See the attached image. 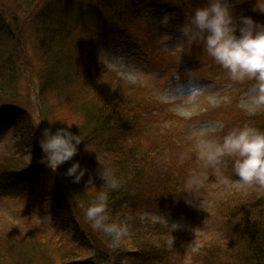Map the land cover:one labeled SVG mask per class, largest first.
Here are the masks:
<instances>
[{
	"label": "rangeland",
	"instance_id": "obj_1",
	"mask_svg": "<svg viewBox=\"0 0 264 264\" xmlns=\"http://www.w3.org/2000/svg\"><path fill=\"white\" fill-rule=\"evenodd\" d=\"M151 1L155 3L153 7L132 5L121 10L128 17L129 25H122L115 32H107L104 46L101 47L100 62L104 69L115 75L118 79L115 82L122 88L150 100V109L145 114L139 113V123L132 127L136 140L149 146L155 135L159 143L164 141L167 144L165 154L174 161L178 159L181 167L187 169L182 171L187 175V182L199 181L195 194L191 193L193 190L186 191L170 209L147 213L144 217L151 223L160 224L165 230L164 233H157L153 240L171 254L170 264H201L198 261L199 250L208 242L206 239L216 236L209 235L206 222L216 219L217 204L224 197L230 200L238 193H264V186L242 182L235 173L232 157L225 156L217 164L208 165L199 141L204 139L211 143H222L225 135L236 127L234 115L237 112L240 116L248 117V113L264 112V106H257L253 102L256 94L253 83H249V80L234 81L202 45L184 41L181 27L191 11L202 6L206 0H195V3L192 0H179L167 4L166 0ZM30 2L0 0V17L7 26V34L0 31V106L9 107L12 104L32 118L42 139L43 130L49 128L48 120L55 129L67 126L72 129L83 123L82 116L74 110L75 102L69 98L70 90L65 84L67 72L73 79L71 66L66 70L63 67L71 60L67 55L77 50L87 31L86 27L66 30L60 22L65 20L62 16L57 18L54 15L49 22L44 19V15L51 12L47 7L63 2L68 4V0H38L33 5ZM230 2L234 4L235 15L239 17L250 16L256 0ZM156 4L160 6L156 7ZM165 16L166 22H162ZM254 20L264 22V13ZM44 22L55 31L51 44L59 57L54 64L61 66L58 78L51 75L52 70L48 67L47 39L40 28ZM93 27L92 24L89 33L91 30L96 36L98 28ZM16 41L20 43L18 55ZM61 56L68 60L64 61ZM14 60L17 61V69H10ZM7 69V73L13 76L10 85L1 75V71L5 75ZM41 82L44 102L40 103L37 95L38 83ZM12 96L15 100L9 99ZM44 103L48 112L46 115ZM118 126L113 124L107 136L113 135L112 131L116 130L121 133ZM143 128L154 135L151 138L143 137ZM85 132L79 136L83 143L87 141L86 148L83 146L70 166L79 161L85 167L89 156L95 153V132ZM167 135L170 138H164ZM123 138L122 134L119 139ZM21 143L22 137H13L7 126L0 131V171L2 167H7V157L20 163L35 164L33 168L37 169L36 172H21L13 177L9 173H0V229L9 225L20 226L23 232L17 238L4 236L0 240V264H26L29 261L35 264H62L64 257L72 255L76 264H90L87 262L89 260L91 264H96L94 261L97 257L103 259L97 264H109L105 259L108 255L106 249L93 238L95 233L85 226V204L69 196L76 225L65 226V221L59 222L62 215L52 216L51 211H63L60 207L63 198L57 190L54 175L57 179L61 176L64 184L68 183L61 165L56 171L51 170L43 162L41 148L39 152L25 149V146H20ZM85 168L89 172L78 183L82 198L83 194L95 193L102 184L97 172L91 167ZM89 173L95 178L94 184L86 183ZM26 219L28 221L25 223ZM29 220L36 225L33 231L28 228L31 227ZM2 252L8 256L4 257Z\"/></svg>",
	"mask_w": 264,
	"mask_h": 264
},
{
	"label": "trees",
	"instance_id": "obj_2",
	"mask_svg": "<svg viewBox=\"0 0 264 264\" xmlns=\"http://www.w3.org/2000/svg\"><path fill=\"white\" fill-rule=\"evenodd\" d=\"M37 1L31 0L30 3L33 5ZM174 1L180 2L179 0H166L165 3ZM192 2L195 3V0ZM57 5L46 8L51 11L48 15H44L45 18L43 17L46 22L51 21L54 15L57 18L62 16L65 20H59L66 30L74 27H86L87 31H85L87 35L78 43L77 50L70 56L67 55L68 59L71 58L70 61L61 56L64 61L68 60L63 68L66 70L68 66H71L70 73L73 76L72 79L67 72L69 83L68 80H65V84L70 90L69 98L75 102L74 110L83 119L81 125H76L70 130L77 135L82 134L85 130L95 132V153L89 156L85 167H91L95 172L102 165L109 167L121 179V184L117 189H109L103 186L102 180V184L98 190H95V193L83 194L82 198L78 183H73V178L65 175L73 158L80 153L83 146H86L87 141L85 143L81 141L76 155L61 165L71 194L64 188L60 178L57 179L55 175L53 177L57 184V190L61 192L60 195L63 198V201H60V207L63 211L61 213L51 211L52 216L62 215L59 222L65 221V226L77 224L72 217L74 210L70 206L69 196L72 195L76 202L86 205L85 226L95 233L96 236L94 235L93 238L106 249L108 255L105 259L108 260L109 264H170L171 254L166 252L163 246H157L153 240L157 233H164L165 230L160 224L151 223L144 215L170 209L179 202V197L186 191L193 190L191 193L195 194V189L199 188L200 184L190 187L186 173L182 172L187 169L181 167L178 159L174 161L165 154L164 147L167 144L164 141L159 143L154 133L145 131L144 128L141 131L145 138H151L150 136L154 135L152 145L145 146L140 140H136L135 133H132L135 132L132 127L139 123L137 119L140 120V114L148 112L150 100L142 99L134 92L132 93V90L122 88L115 82L118 80L115 75L104 69V65L100 62L101 47L104 46V37L107 32H115L122 25H129L128 17L123 15L121 10L132 5L153 7L155 3L151 0H68V4L63 2L61 5L59 3ZM159 6L156 4V7ZM260 13L259 10H252L250 16L256 19ZM95 21L99 23L95 24ZM46 22L40 28L44 30L47 39L46 50L50 57V66L48 67L52 70L51 75L54 74L58 78L61 66L54 64L56 60H59V57L52 49L53 44H51L55 31L53 28H48ZM92 24L94 25L93 28H98L96 29V36H93L91 30L89 33ZM67 26L68 28H66ZM0 28V31L7 34V26L1 17ZM19 53L20 43H17L16 55ZM51 53H53L52 60ZM16 62V60L12 61L9 68L17 69ZM8 70H6L5 75L4 71H1V75L5 81L9 82L13 76L7 73ZM71 70L74 72L72 73ZM250 82L255 84V81ZM42 86V82L38 83L40 103L41 101L44 102ZM9 99L15 100V97L12 96ZM44 108L46 111L44 115H46L48 113L46 106ZM247 115L249 116H240L238 112L234 115V120H237L236 127H243L247 124L264 130V112L253 115L248 113ZM47 123L54 132L55 127L51 121L48 120ZM112 123L119 125L118 128H120L121 133L116 130L112 131L113 135L107 136ZM4 126L12 131L13 137H22L23 143L20 146H25V149L40 151L39 142L41 139L37 134L32 118L25 116L23 111L12 104L9 107L0 106V131ZM131 133L133 134L132 137ZM122 134L124 138L121 140L119 137ZM164 138L170 137L167 135ZM5 164L7 167H2L0 173H9L12 177L21 172H36L37 170L33 168L35 164L20 163L11 157L5 159ZM186 188L190 189L186 190ZM101 190L108 194L110 221L124 222L129 227V235L119 247H114L111 237L102 230L95 228L92 221L86 216V209ZM253 194H257V196ZM67 199L68 202L66 203ZM216 212V219L206 222L209 235L214 234L216 236L206 239L208 242L199 250L198 261L201 264H264V193L257 191L249 194L238 193L230 200L229 197H224L217 204ZM75 217L78 219L77 216ZM27 221L28 219L25 220V223ZM29 225H31L28 227L31 231L36 228V225H32L30 220ZM21 234L23 232L20 231V226H4L3 229H0V240L4 236L17 238ZM1 254L5 253L2 252ZM3 256L7 257L8 255ZM72 256L64 257L62 264H76ZM101 260H103L101 257H97L94 262L97 264ZM87 262L91 264V260ZM35 263L29 261L26 264Z\"/></svg>",
	"mask_w": 264,
	"mask_h": 264
},
{
	"label": "clouds",
	"instance_id": "obj_3",
	"mask_svg": "<svg viewBox=\"0 0 264 264\" xmlns=\"http://www.w3.org/2000/svg\"><path fill=\"white\" fill-rule=\"evenodd\" d=\"M253 10L264 13V0H256ZM162 22H166V16ZM180 31L186 43L202 45L234 81H255L253 102L264 106V22L247 15L237 17L230 0H206L202 6L191 11ZM70 129L67 126L54 132L51 128L43 130L39 142L44 153L43 162L53 171L72 159L78 151L82 140ZM199 144L208 165L217 164L222 157H232L235 173L242 182L264 186V130L246 124L231 129L222 143L201 139ZM88 172L79 161H75L65 175L72 177L73 183H79ZM96 174L103 180V186L109 189L120 187L121 179L111 168L102 165ZM94 179L89 173L86 183L94 184ZM198 184L197 180L189 181L190 187ZM86 216L95 228L111 237L114 247H119L129 235L126 223L110 221L106 191L97 193L86 209Z\"/></svg>",
	"mask_w": 264,
	"mask_h": 264
}]
</instances>
